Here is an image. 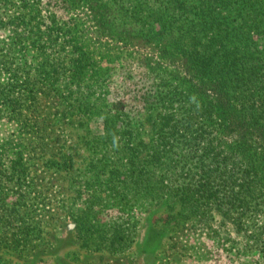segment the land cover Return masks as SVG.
I'll return each instance as SVG.
<instances>
[{
    "label": "rangeland",
    "instance_id": "374dc122",
    "mask_svg": "<svg viewBox=\"0 0 264 264\" xmlns=\"http://www.w3.org/2000/svg\"><path fill=\"white\" fill-rule=\"evenodd\" d=\"M139 2L0 0V264H264V203L190 216L174 187L185 174L152 156L142 85L125 76L160 79L173 63L160 61L164 35L121 30ZM117 102L138 123L131 141L106 137Z\"/></svg>",
    "mask_w": 264,
    "mask_h": 264
},
{
    "label": "trees",
    "instance_id": "16d2710c",
    "mask_svg": "<svg viewBox=\"0 0 264 264\" xmlns=\"http://www.w3.org/2000/svg\"><path fill=\"white\" fill-rule=\"evenodd\" d=\"M150 1L140 0L126 12L120 28L126 37L137 25L164 35L160 61L173 63L160 79L125 76L142 85L136 96L155 125L152 156L163 164L169 159L168 166L177 163L185 174L174 187L190 216L213 210L259 213L257 206L264 203V0ZM97 18L105 22L107 17ZM78 56V66L90 62L83 53ZM134 116L120 102L107 107L106 137L131 141L138 125ZM125 147L138 158L137 146ZM140 165L130 163L129 178L136 185L126 183L132 188L143 187V176L133 169ZM111 237L112 243L121 240L118 233Z\"/></svg>",
    "mask_w": 264,
    "mask_h": 264
}]
</instances>
